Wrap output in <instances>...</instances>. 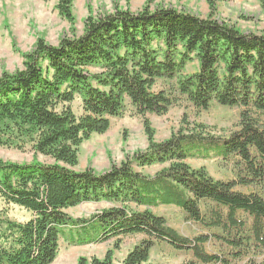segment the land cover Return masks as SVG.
Here are the masks:
<instances>
[{"label": "trees", "instance_id": "1", "mask_svg": "<svg viewBox=\"0 0 264 264\" xmlns=\"http://www.w3.org/2000/svg\"><path fill=\"white\" fill-rule=\"evenodd\" d=\"M72 3L57 0L56 6L71 23ZM25 58L23 70L0 76V130L52 163L0 160V198L29 213L25 221L0 214V264H51L61 240L72 246L114 240L103 260L91 261L112 264L113 250L133 235L145 239L121 264H149L157 242L191 252L201 264H233L262 253L264 196L238 188L264 186V34L173 8L115 10L88 16L80 36L56 46L38 40ZM192 61L197 71L182 76ZM173 79L178 94L196 110L212 104L241 109L237 129L221 137L189 123L155 141L145 116L168 112L170 97L154 88L158 80ZM76 97L79 116L70 107ZM127 101L144 118L146 151L101 174L75 170L82 143L107 132ZM211 157L230 164L236 178L215 179L186 162ZM133 164L167 166L147 175ZM81 203L110 207L89 217L67 214ZM159 206H175L185 220L219 231L182 236L152 212ZM210 241L226 252L208 253L204 246ZM246 264L259 263L251 258Z\"/></svg>", "mask_w": 264, "mask_h": 264}, {"label": "rangeland", "instance_id": "2", "mask_svg": "<svg viewBox=\"0 0 264 264\" xmlns=\"http://www.w3.org/2000/svg\"><path fill=\"white\" fill-rule=\"evenodd\" d=\"M57 0L43 2L41 0H0V76L4 73L14 74L24 69L25 56L29 54L38 40L56 46L63 38L78 37L83 32L84 21L88 16L96 18L111 14L115 10L132 13L159 8H173L200 18H208L235 26L242 32L264 34V8L260 0H73L71 12L73 22L61 17L57 11ZM44 67L46 66L43 65ZM197 62L189 63L182 72L187 76L197 71ZM96 69H91L95 71ZM155 91L163 90L170 97L172 105L164 115L147 114L154 140L162 142L171 134L176 133L187 124H202L211 134L226 137L237 129L241 109L227 108L212 104L208 110H196L185 97L177 92L176 79L158 80ZM72 111L82 114L81 99L76 97L70 104ZM264 118V117H263ZM143 117L136 113L135 108L127 101L121 117L111 119L110 127L104 134H93L78 149L77 171L90 169L101 174L112 165L132 159L137 153L145 152L148 147L144 132ZM13 142V144H11ZM0 160L18 164L52 163L49 158L34 154L28 142L11 140L0 130ZM186 162L192 168L203 167L215 179L229 181L236 178V170L218 158L189 159ZM167 165L139 167L133 164L136 171L153 175ZM243 193H259L264 196V186H240ZM110 207L107 203H81L67 209L73 218L89 217L96 211ZM152 212L163 217L167 224L180 235L192 238L201 234L218 232L207 230L199 224L185 220L182 210L175 206H159ZM202 210L204 208L202 207ZM6 213L8 218L25 221L29 213L16 206H8L0 198V214ZM144 235H133L122 239L120 248L113 250L112 264H121L130 250L138 245ZM114 240L102 244L72 246L61 240L59 251L51 264H91L92 259L103 260L106 253L112 250ZM208 253L224 254L226 250L216 241L205 244ZM264 264V250L259 255L250 254L233 264H246L249 259ZM149 264H201L191 252L178 251L164 242H157L152 248Z\"/></svg>", "mask_w": 264, "mask_h": 264}, {"label": "crops", "instance_id": "3", "mask_svg": "<svg viewBox=\"0 0 264 264\" xmlns=\"http://www.w3.org/2000/svg\"><path fill=\"white\" fill-rule=\"evenodd\" d=\"M142 209H144V208H142ZM145 239V238H144Z\"/></svg>", "mask_w": 264, "mask_h": 264}]
</instances>
